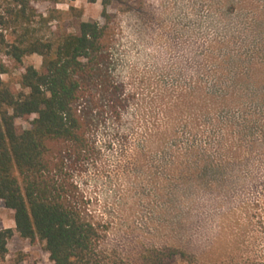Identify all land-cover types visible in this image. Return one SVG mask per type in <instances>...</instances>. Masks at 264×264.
<instances>
[{
	"label": "trees",
	"instance_id": "trees-1",
	"mask_svg": "<svg viewBox=\"0 0 264 264\" xmlns=\"http://www.w3.org/2000/svg\"><path fill=\"white\" fill-rule=\"evenodd\" d=\"M110 3L103 0L105 23L82 21L55 47L31 32L37 15L31 0H0V201L13 210L16 225L0 229V258L17 232L45 241L53 264H121L102 248L106 229L79 200L66 171L68 162L96 155L95 131L105 115L122 120L129 108L131 94L111 69L117 39ZM237 16L243 42L251 44L255 35L256 46L244 52L248 46L234 24L225 31L230 38L206 40L200 68L214 84L201 87L200 123L190 118L183 125L191 144L177 150L196 160L195 169L176 166L174 175L189 170L183 180L195 189L192 197H217L222 239L237 252L235 264H250L252 250L262 247L264 255V11ZM3 54L22 70L21 89L3 79L10 70ZM32 54L43 57L41 69L25 65ZM18 120L29 126L20 128ZM178 127L161 142L180 140ZM200 171L207 188L197 184ZM186 248L156 249L144 260L196 264L199 253Z\"/></svg>",
	"mask_w": 264,
	"mask_h": 264
},
{
	"label": "rangeland",
	"instance_id": "rangeland-1",
	"mask_svg": "<svg viewBox=\"0 0 264 264\" xmlns=\"http://www.w3.org/2000/svg\"><path fill=\"white\" fill-rule=\"evenodd\" d=\"M31 3L37 13L31 32L55 47L76 34L82 21H106L103 0ZM108 11L117 39L110 51L111 69L131 94L129 108L122 120L105 115L95 131L96 155L70 161L66 169L79 200L106 229L102 248L121 264H150L144 255L166 247L199 253L196 264H235L236 251L223 241L219 229L217 197L204 193L192 197L195 189L186 188L183 180L189 170L178 171L181 175L175 177L174 167L195 169L196 160L177 150L191 144L183 125L190 118L200 123L201 87L214 84L200 68L206 40L230 38L225 31L234 24L249 53L257 39L254 35L251 44L243 42L242 18L237 14L264 11V0H111ZM5 35L9 42L15 38L12 29ZM1 59L10 68L3 79L21 89L22 70L8 55ZM24 63L41 69L43 57L28 55ZM17 123L22 129L29 126L23 120ZM173 127L179 128L182 138L163 144L164 134ZM201 174L197 184L209 187ZM10 227L16 228L14 212L0 201V229ZM45 245L16 232L0 264H53ZM261 249L248 254L250 264H264ZM166 264L189 262L175 258Z\"/></svg>",
	"mask_w": 264,
	"mask_h": 264
}]
</instances>
